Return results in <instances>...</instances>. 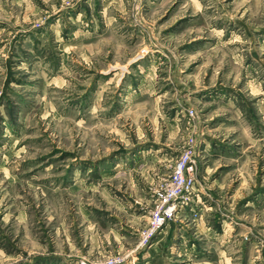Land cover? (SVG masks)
I'll return each mask as SVG.
<instances>
[{
  "label": "rangeland",
  "instance_id": "374dc122",
  "mask_svg": "<svg viewBox=\"0 0 264 264\" xmlns=\"http://www.w3.org/2000/svg\"><path fill=\"white\" fill-rule=\"evenodd\" d=\"M0 264H264V0H0Z\"/></svg>",
  "mask_w": 264,
  "mask_h": 264
},
{
  "label": "built area",
  "instance_id": "2783aa9c",
  "mask_svg": "<svg viewBox=\"0 0 264 264\" xmlns=\"http://www.w3.org/2000/svg\"><path fill=\"white\" fill-rule=\"evenodd\" d=\"M192 113V112H191ZM195 141L191 138L189 147L185 149L176 162L171 178L166 187L157 193V208L151 214L154 229L160 227L173 215L181 204V199L187 197L193 187V176L197 167Z\"/></svg>",
  "mask_w": 264,
  "mask_h": 264
}]
</instances>
